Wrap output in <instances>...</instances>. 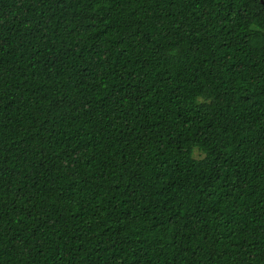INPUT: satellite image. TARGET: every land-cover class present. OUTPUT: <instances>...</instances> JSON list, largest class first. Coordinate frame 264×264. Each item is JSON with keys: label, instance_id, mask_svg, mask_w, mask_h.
I'll return each mask as SVG.
<instances>
[{"label": "trees", "instance_id": "obj_1", "mask_svg": "<svg viewBox=\"0 0 264 264\" xmlns=\"http://www.w3.org/2000/svg\"><path fill=\"white\" fill-rule=\"evenodd\" d=\"M0 264H264V3L0 0Z\"/></svg>", "mask_w": 264, "mask_h": 264}, {"label": "rangeland", "instance_id": "obj_2", "mask_svg": "<svg viewBox=\"0 0 264 264\" xmlns=\"http://www.w3.org/2000/svg\"><path fill=\"white\" fill-rule=\"evenodd\" d=\"M196 157H199V152L197 151L196 154H195Z\"/></svg>", "mask_w": 264, "mask_h": 264}, {"label": "water", "instance_id": "obj_3", "mask_svg": "<svg viewBox=\"0 0 264 264\" xmlns=\"http://www.w3.org/2000/svg\"><path fill=\"white\" fill-rule=\"evenodd\" d=\"M262 3H264V0H261Z\"/></svg>", "mask_w": 264, "mask_h": 264}]
</instances>
